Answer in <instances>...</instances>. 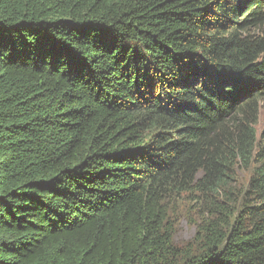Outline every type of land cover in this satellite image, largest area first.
<instances>
[{
  "label": "trees",
  "instance_id": "16d2710c",
  "mask_svg": "<svg viewBox=\"0 0 264 264\" xmlns=\"http://www.w3.org/2000/svg\"><path fill=\"white\" fill-rule=\"evenodd\" d=\"M262 101L264 0H0V264H264Z\"/></svg>",
  "mask_w": 264,
  "mask_h": 264
},
{
  "label": "rangeland",
  "instance_id": "374dc122",
  "mask_svg": "<svg viewBox=\"0 0 264 264\" xmlns=\"http://www.w3.org/2000/svg\"><path fill=\"white\" fill-rule=\"evenodd\" d=\"M259 112L257 130L259 136H262L264 132V101L259 106ZM261 145L264 146V138L261 141ZM254 165L252 164L246 170L240 167L236 171V185L234 186L233 198L238 200L241 198L252 176L253 169L255 168ZM208 207V199L198 193L183 194L173 200L169 208V220L178 245L186 247L189 243L194 242L198 233V227L212 216L209 213Z\"/></svg>",
  "mask_w": 264,
  "mask_h": 264
}]
</instances>
